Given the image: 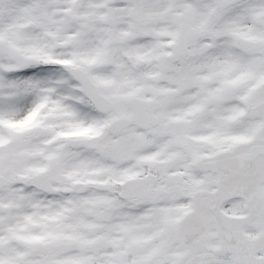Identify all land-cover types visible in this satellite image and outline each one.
Segmentation results:
<instances>
[{"label": "snow or ice", "instance_id": "1", "mask_svg": "<svg viewBox=\"0 0 264 264\" xmlns=\"http://www.w3.org/2000/svg\"><path fill=\"white\" fill-rule=\"evenodd\" d=\"M0 264H264V0H0Z\"/></svg>", "mask_w": 264, "mask_h": 264}]
</instances>
